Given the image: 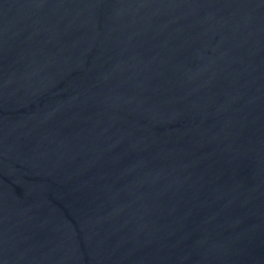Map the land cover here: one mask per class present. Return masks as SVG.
<instances>
[{"label":"water","instance_id":"water-1","mask_svg":"<svg viewBox=\"0 0 264 264\" xmlns=\"http://www.w3.org/2000/svg\"><path fill=\"white\" fill-rule=\"evenodd\" d=\"M0 264H264V0H0Z\"/></svg>","mask_w":264,"mask_h":264}]
</instances>
